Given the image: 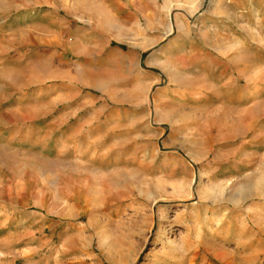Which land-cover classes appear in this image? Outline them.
Returning <instances> with one entry per match:
<instances>
[{"label":"rangeland","instance_id":"1","mask_svg":"<svg viewBox=\"0 0 264 264\" xmlns=\"http://www.w3.org/2000/svg\"><path fill=\"white\" fill-rule=\"evenodd\" d=\"M0 264H264V0H0Z\"/></svg>","mask_w":264,"mask_h":264},{"label":"crops","instance_id":"2","mask_svg":"<svg viewBox=\"0 0 264 264\" xmlns=\"http://www.w3.org/2000/svg\"><path fill=\"white\" fill-rule=\"evenodd\" d=\"M107 11L109 13L110 19L114 18L115 10L113 8H109V10H107ZM51 18H52V23H55L56 26L58 25L59 27L60 26H64V25H68L69 21H71L72 23H71L70 34L76 40H80V39L83 38V36H86V35L88 36L89 34H91V35L95 34V33H92V31L83 30L81 25L74 19L75 18L74 15H71V16L67 17L66 15H61V14H58L57 12H54L53 15L51 16ZM111 22L108 23V25H106V28H105L104 31H100L99 30V32H98V33H101V34L105 35L104 40L106 42L109 41V39H111V41H113V39H116V38L113 37L114 30L111 28V26L114 25V20L112 19ZM118 26L128 27L127 24H122V22ZM82 48L84 50H86L84 45L82 46ZM75 49L78 50V52L79 51H84L82 49H77V48H75ZM82 53L83 52H81V54H79V55H82ZM218 63L221 65V67L229 68V67H227L229 65L227 62L222 61V62H218Z\"/></svg>","mask_w":264,"mask_h":264}]
</instances>
